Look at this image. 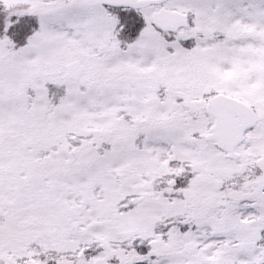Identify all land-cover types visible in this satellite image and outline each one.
<instances>
[{"label":"snow or ice","instance_id":"6c2138e0","mask_svg":"<svg viewBox=\"0 0 264 264\" xmlns=\"http://www.w3.org/2000/svg\"><path fill=\"white\" fill-rule=\"evenodd\" d=\"M0 264H264V0H0Z\"/></svg>","mask_w":264,"mask_h":264}]
</instances>
